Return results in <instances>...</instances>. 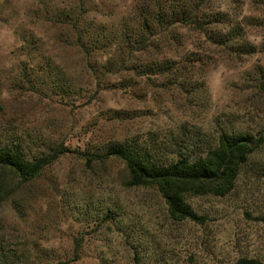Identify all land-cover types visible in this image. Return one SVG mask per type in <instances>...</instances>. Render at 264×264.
Listing matches in <instances>:
<instances>
[{"label": "rangeland", "instance_id": "obj_1", "mask_svg": "<svg viewBox=\"0 0 264 264\" xmlns=\"http://www.w3.org/2000/svg\"><path fill=\"white\" fill-rule=\"evenodd\" d=\"M187 4L203 24H154ZM222 134L261 142L227 195H184L199 221L105 155L176 162ZM0 139L68 151L29 182L0 167L6 264H264V0H0Z\"/></svg>", "mask_w": 264, "mask_h": 264}, {"label": "trees", "instance_id": "obj_2", "mask_svg": "<svg viewBox=\"0 0 264 264\" xmlns=\"http://www.w3.org/2000/svg\"><path fill=\"white\" fill-rule=\"evenodd\" d=\"M207 19L211 20L208 17ZM153 20L156 25H172L183 21L192 26L203 24V19L192 14L188 4L185 8L158 12ZM239 36L237 29L233 28L228 33L216 34L214 40L224 44ZM233 46L241 54L254 52V47L247 43ZM260 142L261 140H255L248 134H222L217 146L208 147L205 152H196L195 147H192L176 162L170 163L156 160L148 152L138 149L134 141L109 145L105 155L118 158L125 163L129 174L127 187H155L173 219L199 221V217L186 204L184 195L187 193L212 194L219 197L227 195L234 187L240 168ZM50 152L49 155H28L19 144L0 139V167L12 171L21 182H29L37 177L43 167L68 151L58 146ZM0 255L2 256V253ZM1 256L0 264H6L8 262L6 257ZM236 264L263 263L242 258Z\"/></svg>", "mask_w": 264, "mask_h": 264}]
</instances>
